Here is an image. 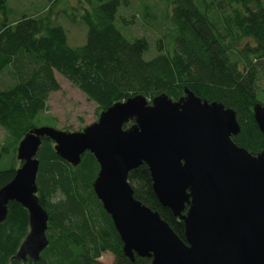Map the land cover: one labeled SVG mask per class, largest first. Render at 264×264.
<instances>
[{"label": "trees", "instance_id": "trees-1", "mask_svg": "<svg viewBox=\"0 0 264 264\" xmlns=\"http://www.w3.org/2000/svg\"><path fill=\"white\" fill-rule=\"evenodd\" d=\"M58 1L46 0L44 12L13 19L9 0H0V77L6 73L13 80L0 88V125L7 132L0 164L13 155L9 166L0 167V188L19 167L14 157L19 142L39 127L50 94L61 88L56 73L82 90L100 113L135 95L151 101L166 93L177 100L188 87L236 111L241 130L233 139L239 146L252 154L264 149V135L253 115L264 78L263 0H166L171 29L149 58V39L130 38L122 29L136 19V14L130 19L121 14L129 0H78L66 18L86 26V41L80 46L70 45L54 13ZM144 8L142 17L153 21L155 14ZM37 158V195L49 214V245L37 262L15 258L29 232V213L11 201L0 223V264H101L97 259L104 252L114 255L113 264H152L151 258L136 255L132 261L124 255L121 237L93 188L99 163L91 152L74 166L44 137ZM128 180L135 197L185 240L184 222L155 196L148 166L131 170ZM58 194L61 198L55 200Z\"/></svg>", "mask_w": 264, "mask_h": 264}, {"label": "water", "instance_id": "water-1", "mask_svg": "<svg viewBox=\"0 0 264 264\" xmlns=\"http://www.w3.org/2000/svg\"><path fill=\"white\" fill-rule=\"evenodd\" d=\"M253 115L264 135V104ZM237 113L188 87L174 100L135 95L101 111L79 131L52 126L30 130L17 147L21 165L0 188V223L16 201L29 213V232L15 258L37 262L49 245V214L36 184L42 138L77 166L89 151L99 163L94 191L111 216L123 253L152 264H264V149L252 154L233 137ZM146 164L162 206L185 225L180 238L157 211L134 195L131 170Z\"/></svg>", "mask_w": 264, "mask_h": 264}, {"label": "rangeland", "instance_id": "rangeland-1", "mask_svg": "<svg viewBox=\"0 0 264 264\" xmlns=\"http://www.w3.org/2000/svg\"><path fill=\"white\" fill-rule=\"evenodd\" d=\"M209 1L211 0H204ZM129 7L122 8L121 14L125 18L136 14V19L131 26L122 28L124 33L130 37L146 36L151 43V50L147 54V58L156 53V44L159 39L167 38L171 25L168 22L167 1L166 0H129ZM264 2V0H263ZM78 3V0H60L55 4L54 13L59 22H61L68 32V40L72 46L83 45L86 41L87 29L82 23L70 21L67 13L71 11ZM46 0H9V6L13 13V19H18L22 14H37L45 10ZM146 11L155 14L152 21H145L142 17L144 7ZM166 48L171 51V44L165 41ZM56 78L60 83L61 88L58 91L52 92L48 100L47 109L41 114L39 126H52L64 131H79L89 124L97 121L100 115L98 105L87 95L74 86L60 73H56ZM12 79L6 73L0 77V88L12 83ZM258 97L260 102L264 104V78L259 83ZM7 140V132L0 125V151L2 144ZM13 155L5 156L0 164L1 168L9 166ZM15 164L21 165V161L17 158V150L15 152ZM97 177V176H96ZM61 198L58 194L55 200ZM115 257L110 252H104L97 259L101 264H113Z\"/></svg>", "mask_w": 264, "mask_h": 264}]
</instances>
